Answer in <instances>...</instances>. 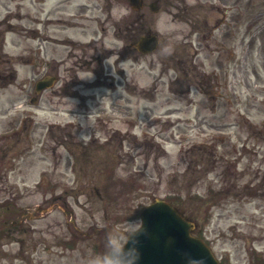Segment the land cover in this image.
Instances as JSON below:
<instances>
[{
    "label": "rangeland",
    "instance_id": "1",
    "mask_svg": "<svg viewBox=\"0 0 264 264\" xmlns=\"http://www.w3.org/2000/svg\"><path fill=\"white\" fill-rule=\"evenodd\" d=\"M90 1L76 21L90 25L116 74L105 62L103 85L80 73L84 86H66L63 50L39 42L59 37L61 24L28 32L37 26L30 0H0V19L14 25L3 50L18 57L16 80L3 86L0 49V264H84L110 234L126 240L154 198L196 222L222 264H264V0H157L156 12L154 0L139 10L129 0ZM61 3L51 18L82 10ZM148 30L156 50L126 46ZM50 66L59 78L36 95Z\"/></svg>",
    "mask_w": 264,
    "mask_h": 264
},
{
    "label": "water",
    "instance_id": "2",
    "mask_svg": "<svg viewBox=\"0 0 264 264\" xmlns=\"http://www.w3.org/2000/svg\"><path fill=\"white\" fill-rule=\"evenodd\" d=\"M131 5L139 8L142 2L131 0ZM157 43V37L149 34L140 37L136 47L148 52ZM54 79V76L39 79L35 91L51 86ZM140 219V226L120 249L134 255V264H190L193 259H201L202 264H219L207 245L190 234L194 224L166 201L155 199L141 210Z\"/></svg>",
    "mask_w": 264,
    "mask_h": 264
},
{
    "label": "flooded vegetation",
    "instance_id": "3",
    "mask_svg": "<svg viewBox=\"0 0 264 264\" xmlns=\"http://www.w3.org/2000/svg\"><path fill=\"white\" fill-rule=\"evenodd\" d=\"M207 26V23L205 24ZM129 41V39H128ZM134 41L131 43L128 42V45L133 44ZM102 45V44H101ZM91 49L89 51H86L85 49H79L74 50L69 49L67 54L61 58L60 64H61V72H62V79L66 80L64 81V85H68L69 82H71L72 85H80L84 86V82L78 79L77 71L80 69L84 72L92 73L94 75V78L90 81H86L87 85L90 84L91 86L95 85H103L104 81L101 76H105L104 74V62L107 59V55H104L103 49H101V53H98L97 46L90 47ZM190 64H193L192 59H190ZM171 63L173 64H183L179 68L184 70L187 68V60L185 61L183 58H178L177 56H171ZM185 64V67H184ZM191 66V65H190ZM70 76H69V75ZM72 74L74 75L72 77ZM68 75V76H67ZM70 86V85H69Z\"/></svg>",
    "mask_w": 264,
    "mask_h": 264
},
{
    "label": "clouds",
    "instance_id": "4",
    "mask_svg": "<svg viewBox=\"0 0 264 264\" xmlns=\"http://www.w3.org/2000/svg\"><path fill=\"white\" fill-rule=\"evenodd\" d=\"M127 11H128L127 8H121L119 10V15H123ZM121 63H124V61H121ZM106 64H110L112 66L111 71H112V74L115 75L117 68L114 67V61L111 55L107 57ZM92 76H93V72L86 77L90 78ZM86 77H81V78H86ZM122 87L123 86H120L118 91ZM87 124H89L88 121H87ZM81 137L82 139H84L85 142H87L91 138V133L82 132ZM125 235L126 234L123 232L110 234L106 238V245H105L104 250L96 255L88 257L84 261V264H134V255L132 253L120 251L122 246L128 241L129 234H127L126 241L124 239ZM190 264H202V260L193 259L190 262Z\"/></svg>",
    "mask_w": 264,
    "mask_h": 264
},
{
    "label": "crops",
    "instance_id": "5",
    "mask_svg": "<svg viewBox=\"0 0 264 264\" xmlns=\"http://www.w3.org/2000/svg\"><path fill=\"white\" fill-rule=\"evenodd\" d=\"M60 0H53L52 1V3L51 2H39V3H35V2H32L31 0H30V3H32L33 5L31 6V4H30V6H31V10H33V11H35V12H37L38 14H39V16L40 17H44V14L46 13V12H48V10H49V8H50V6L52 5V6H56L57 4H58V2H59ZM82 1H86V2H88V3H82ZM81 2H77V1H75L73 4H75V5H80V4H82V6H85V10L88 12L89 11V8L91 7V2H89V0H82Z\"/></svg>",
    "mask_w": 264,
    "mask_h": 264
},
{
    "label": "trees",
    "instance_id": "6",
    "mask_svg": "<svg viewBox=\"0 0 264 264\" xmlns=\"http://www.w3.org/2000/svg\"><path fill=\"white\" fill-rule=\"evenodd\" d=\"M0 24H2V22H0ZM0 34H1V32H0ZM1 42H2V40H0V49H1V46H2L1 45L2 43ZM10 62H11L10 59H7L6 60V63H7V66H8V68L6 67V72L8 73L7 74L8 76H7V80L5 81V84H7L8 82H10L13 79V77H14V72H13V69L11 67V63ZM3 84H4V82H3Z\"/></svg>",
    "mask_w": 264,
    "mask_h": 264
}]
</instances>
